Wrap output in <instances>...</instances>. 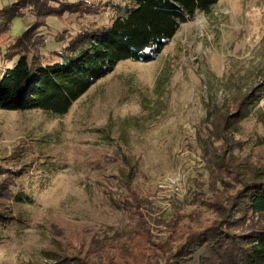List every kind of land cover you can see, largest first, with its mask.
Listing matches in <instances>:
<instances>
[{
    "label": "rangeland",
    "instance_id": "obj_1",
    "mask_svg": "<svg viewBox=\"0 0 264 264\" xmlns=\"http://www.w3.org/2000/svg\"><path fill=\"white\" fill-rule=\"evenodd\" d=\"M89 1L107 6L51 17L42 30L49 41L43 53L65 43L57 41L63 31L109 23L116 15L109 1L128 3ZM12 2L0 0V7ZM31 20L29 12L15 18L13 33L23 34ZM146 53L118 61L65 115L0 110V165L16 174L17 196L34 201L7 200L0 192L1 211L13 217L0 224V264H53L48 253L93 262L114 243L109 227L130 220L110 205L128 196L130 168L151 247H175L213 226L222 217L205 201L235 199L239 178L264 179V97L248 104L264 80V0H220L209 14L181 24L163 50ZM238 111L246 116L238 128L219 133ZM234 139L241 149L224 153ZM159 257L164 263L167 255Z\"/></svg>",
    "mask_w": 264,
    "mask_h": 264
},
{
    "label": "trees",
    "instance_id": "obj_2",
    "mask_svg": "<svg viewBox=\"0 0 264 264\" xmlns=\"http://www.w3.org/2000/svg\"><path fill=\"white\" fill-rule=\"evenodd\" d=\"M219 1L128 0L126 5L109 1L108 6L116 14L109 23H93L73 33L63 31L57 41L65 40V43L45 54L42 49L49 41L48 34L42 30L49 26L51 17L61 20L68 12L100 13L102 5L107 6V3L14 0L0 7V58L3 62L0 67V110H42L55 116L65 115L95 83L108 75L118 61H139L147 58L148 50H163L181 24L189 22L197 12L209 14ZM26 12L31 13L32 20L23 34L15 35L12 22L25 16ZM12 47H20L21 51L14 54ZM10 62L13 64L8 66ZM251 94L248 104H257L264 97V80ZM232 116L223 121L219 133L226 135L234 127L238 128L240 118L246 117L239 111ZM236 133L238 131H233L234 135ZM208 144L210 147V141ZM227 145L224 153L241 149L235 139ZM134 172L133 168L129 169L123 184L128 196L110 204L124 211L130 219L109 227L107 234L113 235L107 240L114 243L106 249L107 244L103 245L102 254L93 262L86 257L68 259L48 253L53 264H264V179L246 181L239 178L242 187L235 199L225 201L218 195L214 200L205 201L204 204L222 217L213 226L191 232L175 247L169 243L151 247L154 236L149 217L143 212L144 201L128 183ZM15 177L16 174L0 165V192L6 193L7 200L17 198L32 204V198L18 197L11 189ZM219 181L227 185V180ZM11 218L0 209V224ZM237 223L241 225L237 227ZM114 254H117L118 263ZM160 255H167L164 263L159 260Z\"/></svg>",
    "mask_w": 264,
    "mask_h": 264
}]
</instances>
